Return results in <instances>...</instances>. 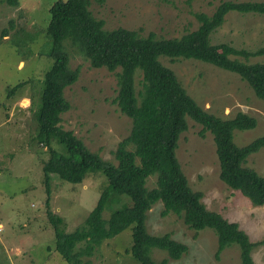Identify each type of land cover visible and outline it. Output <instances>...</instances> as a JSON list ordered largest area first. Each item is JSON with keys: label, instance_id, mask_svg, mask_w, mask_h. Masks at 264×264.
<instances>
[{"label": "rangeland", "instance_id": "1", "mask_svg": "<svg viewBox=\"0 0 264 264\" xmlns=\"http://www.w3.org/2000/svg\"><path fill=\"white\" fill-rule=\"evenodd\" d=\"M54 1L17 0L12 5L0 0V32L8 28V36L0 41V264H67L55 251V233L48 213L57 219L59 232L70 233L83 225L107 186L98 171L88 173L78 184L51 175L49 204L45 205L42 163L48 159V152L35 136V112L43 76L51 64L47 56L51 42L45 30ZM224 1L264 0H105L103 4L89 0L88 8L95 19L103 21L107 31L125 28L141 36L154 33L157 38L170 39L196 30L199 26L196 15L210 16ZM210 42L256 51L264 46V15L228 12L223 24L211 33ZM64 48L70 57L69 67L78 69L79 75L64 90L69 110L61 115L60 126L71 131L91 152L115 163L113 153L117 144L131 129V120L112 102L117 93L115 75L105 68H92L88 60L69 48V41L64 42ZM239 59L264 63V55ZM159 60L208 113L232 118L242 112L256 119L253 129L233 132L237 146L264 135V101L239 76L192 59ZM139 80L138 73L137 91ZM18 84L21 87L9 93ZM200 130L199 124L187 118V130L179 136L176 149L189 187L202 194L201 202L207 210L236 223L251 242H259L252 249L251 258L253 264H264V205L254 206L219 179L212 135L206 132L201 137ZM54 144L62 151L61 146ZM245 166L264 176V148L249 155ZM155 180V176L147 179V189L154 187ZM124 198H112L103 219L107 220L114 209L126 202ZM162 208L158 201L147 212V232L154 236L168 233L185 244L188 251L172 260L165 252L153 249L151 257L156 263L166 259L167 264H240L238 245L227 246L216 258L217 236L213 230L195 232L175 214L162 217ZM130 247L129 227L105 240L91 257L82 260H88L89 264H138L130 254Z\"/></svg>", "mask_w": 264, "mask_h": 264}, {"label": "trees", "instance_id": "2", "mask_svg": "<svg viewBox=\"0 0 264 264\" xmlns=\"http://www.w3.org/2000/svg\"><path fill=\"white\" fill-rule=\"evenodd\" d=\"M7 1L17 4V0ZM96 1L99 4L105 2ZM88 7L89 0H56L49 8L45 31L51 42L47 54L51 64L43 76L40 103L35 112V136L48 152V159L42 163L47 207L51 175L78 184L88 173L98 171L105 177L107 186L83 225L70 233L59 232L57 219L48 213L55 233V251L67 264H89L88 260L82 259L91 257L105 240L130 227V254L138 264H167L166 259L159 263L152 259L153 249L165 252L168 259L177 260L188 247L168 233L150 235L145 226L147 212L160 201L162 217L172 213L195 232L205 228L214 231L216 258L224 248L236 244L240 250V264H253L251 251L259 242H251L236 223L205 208L201 202L202 194L189 187L176 149L179 136L187 130L189 118L201 126V137L206 132L212 135L219 179L239 191L254 206H263L264 176L245 164L249 155L264 148V135L237 146L233 132L253 129L256 119L242 112L232 118L208 113L186 93L174 72L163 66L159 58L192 59L234 73L264 101V63L239 59L263 56L264 46L248 52L228 44L213 45L210 42L211 33L223 24L228 12L264 15V1L221 2L210 16L196 15L199 21L196 30L170 39L157 38L154 33L141 36L125 28L107 31L103 21L95 19ZM11 27L12 21H9ZM7 36L8 28H3L0 41ZM65 41H69V48L88 60L92 68H105L115 75L117 93L112 102L131 120L128 136L117 144L113 153L115 163L91 152L71 131L60 126L61 115L69 110L64 90L74 84L79 75L78 69L69 67ZM138 73L140 88L137 91ZM19 87L21 84L9 93ZM54 143L61 146L62 151ZM150 176H155L156 180L154 187L147 189ZM120 197H126V202L114 209L107 220L103 219L102 214L111 199Z\"/></svg>", "mask_w": 264, "mask_h": 264}]
</instances>
